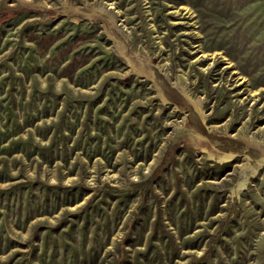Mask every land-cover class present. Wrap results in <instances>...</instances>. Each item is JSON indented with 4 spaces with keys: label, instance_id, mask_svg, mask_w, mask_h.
Segmentation results:
<instances>
[{
    "label": "rangeland",
    "instance_id": "obj_1",
    "mask_svg": "<svg viewBox=\"0 0 264 264\" xmlns=\"http://www.w3.org/2000/svg\"><path fill=\"white\" fill-rule=\"evenodd\" d=\"M0 12V264H264V0Z\"/></svg>",
    "mask_w": 264,
    "mask_h": 264
},
{
    "label": "bare ground",
    "instance_id": "obj_2",
    "mask_svg": "<svg viewBox=\"0 0 264 264\" xmlns=\"http://www.w3.org/2000/svg\"><path fill=\"white\" fill-rule=\"evenodd\" d=\"M186 90V89H185ZM186 94V93H185ZM199 134V133H198ZM225 155V154H224ZM228 156H230L229 154H228ZM226 158V157H225ZM155 161L156 160H152L150 163H149V165H147L146 166V171H149L152 167H153V165L155 164ZM245 169V168H244ZM246 170V169H245ZM244 172V171H243ZM243 174V173H242ZM241 174V175H242ZM247 174V173H246ZM243 177H244V174H243ZM243 179V178H242ZM245 179V178H244ZM240 187V186H239ZM238 188V187H237Z\"/></svg>",
    "mask_w": 264,
    "mask_h": 264
},
{
    "label": "trees",
    "instance_id": "obj_3",
    "mask_svg": "<svg viewBox=\"0 0 264 264\" xmlns=\"http://www.w3.org/2000/svg\"><path fill=\"white\" fill-rule=\"evenodd\" d=\"M12 16V15H11ZM11 16H9L8 18H10ZM3 18V20H6L7 18L4 17V14L0 12V19Z\"/></svg>",
    "mask_w": 264,
    "mask_h": 264
}]
</instances>
